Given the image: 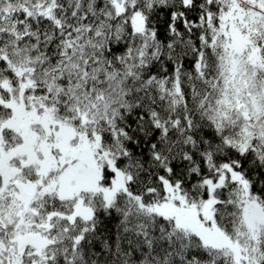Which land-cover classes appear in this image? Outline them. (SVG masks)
I'll use <instances>...</instances> for the list:
<instances>
[{
	"label": "snow or ice",
	"instance_id": "1",
	"mask_svg": "<svg viewBox=\"0 0 264 264\" xmlns=\"http://www.w3.org/2000/svg\"><path fill=\"white\" fill-rule=\"evenodd\" d=\"M0 264H264V0H0Z\"/></svg>",
	"mask_w": 264,
	"mask_h": 264
}]
</instances>
